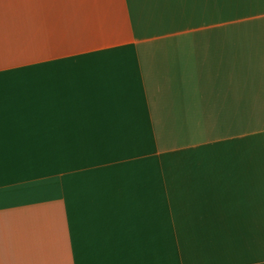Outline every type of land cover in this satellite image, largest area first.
I'll list each match as a JSON object with an SVG mask.
<instances>
[{
	"label": "crops",
	"instance_id": "obj_1",
	"mask_svg": "<svg viewBox=\"0 0 264 264\" xmlns=\"http://www.w3.org/2000/svg\"><path fill=\"white\" fill-rule=\"evenodd\" d=\"M0 264H264V0H0Z\"/></svg>",
	"mask_w": 264,
	"mask_h": 264
}]
</instances>
